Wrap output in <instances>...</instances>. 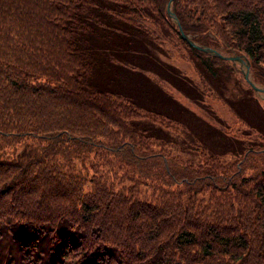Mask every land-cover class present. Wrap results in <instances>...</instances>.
<instances>
[{
  "label": "trees",
  "instance_id": "16d2710c",
  "mask_svg": "<svg viewBox=\"0 0 264 264\" xmlns=\"http://www.w3.org/2000/svg\"><path fill=\"white\" fill-rule=\"evenodd\" d=\"M168 1L0 0V264H264V102ZM173 12L264 86V0Z\"/></svg>",
  "mask_w": 264,
  "mask_h": 264
},
{
  "label": "rangeland",
  "instance_id": "374dc122",
  "mask_svg": "<svg viewBox=\"0 0 264 264\" xmlns=\"http://www.w3.org/2000/svg\"><path fill=\"white\" fill-rule=\"evenodd\" d=\"M210 48H212V47H210ZM220 53H222L224 55H238L236 53H231L230 54V53H226V52H223V51H220ZM238 56H244V55H238ZM172 64L175 65L176 67H178L183 73H185L186 76L192 77V78H196L195 71L192 69V67L190 65L186 64L185 62H179V63L172 62ZM233 66L241 74V72L239 71L240 66L238 64L233 65ZM250 75H251V78H252L251 67H250ZM231 79L233 81L229 83L230 90H228V88L226 87L227 83H228V80H225L224 84L222 86V93L224 92L225 98L230 99V100L233 99V94L236 95L234 93L233 89H237L239 87H241L242 89L244 88V86L240 82V79L237 76V74H234V75L231 74ZM256 84L260 85L261 87H264L260 83H256ZM171 94L176 100L180 101L182 104H185L191 111L197 112L200 115L206 116L207 118L216 117L218 119L222 118V119H224L226 121L232 120V118L229 117V115H227L226 106H224L222 104L223 99L219 96V94H215L212 91L209 93L210 94L209 98L212 100L211 105L208 106V101H206L204 99V101H203V112L198 106H196V104L190 102L187 98H183L182 95L180 93L176 92L175 90L172 89L171 90ZM261 101L264 102V100H261ZM210 107L213 110H215V113H210V111H209L210 109H208ZM213 122H215V121H213Z\"/></svg>",
  "mask_w": 264,
  "mask_h": 264
},
{
  "label": "water",
  "instance_id": "95a60500",
  "mask_svg": "<svg viewBox=\"0 0 264 264\" xmlns=\"http://www.w3.org/2000/svg\"><path fill=\"white\" fill-rule=\"evenodd\" d=\"M173 2H174V0L168 1L167 6H166V13H167L168 17L171 19V21L173 22V24L176 26L178 33L180 34L181 38L184 41H186L190 46H192L193 48L197 49L200 52L209 54V55L216 57V58H219V59H223L225 61H230L235 65L238 64L240 66L239 71L243 75V78L245 79V81L252 87V89L256 93L257 97L261 100H264V87L258 86V85L253 83L251 75H250V63H249L248 59L245 56L224 55L216 49L206 47V46H202V45H199V44L195 43L194 41H192V39L183 32V30L180 26V23H179L176 15H175V13L173 12Z\"/></svg>",
  "mask_w": 264,
  "mask_h": 264
}]
</instances>
